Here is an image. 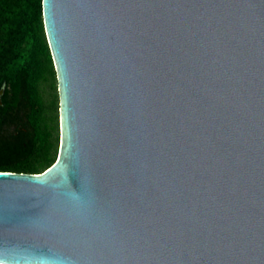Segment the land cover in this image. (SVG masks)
<instances>
[{
	"label": "water",
	"instance_id": "water-1",
	"mask_svg": "<svg viewBox=\"0 0 264 264\" xmlns=\"http://www.w3.org/2000/svg\"><path fill=\"white\" fill-rule=\"evenodd\" d=\"M42 19L58 154L0 171V264H264V0H42Z\"/></svg>",
	"mask_w": 264,
	"mask_h": 264
},
{
	"label": "trees",
	"instance_id": "trees-1",
	"mask_svg": "<svg viewBox=\"0 0 264 264\" xmlns=\"http://www.w3.org/2000/svg\"><path fill=\"white\" fill-rule=\"evenodd\" d=\"M0 171L38 173L57 158L58 93L42 0H0Z\"/></svg>",
	"mask_w": 264,
	"mask_h": 264
}]
</instances>
